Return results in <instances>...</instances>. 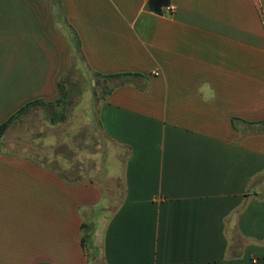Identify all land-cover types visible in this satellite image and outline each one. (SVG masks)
I'll return each instance as SVG.
<instances>
[{
    "label": "crops",
    "instance_id": "obj_1",
    "mask_svg": "<svg viewBox=\"0 0 264 264\" xmlns=\"http://www.w3.org/2000/svg\"><path fill=\"white\" fill-rule=\"evenodd\" d=\"M263 5L0 0V125L58 102L73 31L92 74L141 76L96 102L102 183L0 148V264H264Z\"/></svg>",
    "mask_w": 264,
    "mask_h": 264
},
{
    "label": "rangeland",
    "instance_id": "obj_2",
    "mask_svg": "<svg viewBox=\"0 0 264 264\" xmlns=\"http://www.w3.org/2000/svg\"><path fill=\"white\" fill-rule=\"evenodd\" d=\"M113 85L114 81L96 78L77 57L65 82L68 103L32 107L0 138L1 152L30 156L36 163L58 168L62 175L67 169L73 178L102 183L104 169L117 154L96 130L95 108ZM56 154L58 162L53 160Z\"/></svg>",
    "mask_w": 264,
    "mask_h": 264
},
{
    "label": "trees",
    "instance_id": "obj_3",
    "mask_svg": "<svg viewBox=\"0 0 264 264\" xmlns=\"http://www.w3.org/2000/svg\"><path fill=\"white\" fill-rule=\"evenodd\" d=\"M52 6H55L57 8L61 7V0H48ZM71 43L73 45V49H74V60H76V58H80L81 61L83 63H85V58L82 54V50H81V42L79 40L78 35L76 34V32H72V38H71ZM76 68V63H73L70 68L66 71V73L59 79L58 82V89H59V94H60V98L58 100L57 103H62V104H66L68 103V93L65 89V82L66 79L68 78L70 72L72 70H74ZM95 77L103 80L105 82L107 81H119L118 85H124L128 82V79L131 78H141V76L137 75V74H117V75H110V76H99L97 74H95ZM46 105L44 102L42 101H35L29 104H26L24 107L20 108L14 115H12L5 123H3L2 125H0V138L6 133V131L11 127V125H13L18 119H20L22 116H24L25 114H27V112L35 106H44ZM91 241V234H89L88 232H84V235H82V246L85 247L86 244H88Z\"/></svg>",
    "mask_w": 264,
    "mask_h": 264
},
{
    "label": "built area",
    "instance_id": "obj_4",
    "mask_svg": "<svg viewBox=\"0 0 264 264\" xmlns=\"http://www.w3.org/2000/svg\"><path fill=\"white\" fill-rule=\"evenodd\" d=\"M259 15H260V24L264 30V5L261 6L260 11H259Z\"/></svg>",
    "mask_w": 264,
    "mask_h": 264
}]
</instances>
